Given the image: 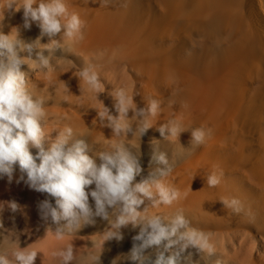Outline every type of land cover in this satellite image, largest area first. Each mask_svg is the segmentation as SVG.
I'll list each match as a JSON object with an SVG mask.
<instances>
[{"label": "bare ground", "instance_id": "6f19581e", "mask_svg": "<svg viewBox=\"0 0 264 264\" xmlns=\"http://www.w3.org/2000/svg\"><path fill=\"white\" fill-rule=\"evenodd\" d=\"M63 2L61 24L73 14L81 20L73 37L63 27L42 35L36 22L26 29L22 10L9 12L0 0V34L34 32L41 48L54 50L48 66L37 63L26 78L51 96L43 98L48 106L58 105L48 110L51 118L64 117L98 153L151 135L147 143L164 168L149 183L153 197H142L139 215H182L185 234L202 233L212 246L211 254L189 247L209 264H264V0ZM84 70L99 87L81 76ZM113 123L125 130L114 134ZM197 129L202 143L193 141ZM47 139L44 132L42 144ZM213 174L220 183L209 187ZM156 182L179 193L171 205L157 202ZM233 198L239 203L226 207Z\"/></svg>", "mask_w": 264, "mask_h": 264}, {"label": "clouds", "instance_id": "9594fccd", "mask_svg": "<svg viewBox=\"0 0 264 264\" xmlns=\"http://www.w3.org/2000/svg\"><path fill=\"white\" fill-rule=\"evenodd\" d=\"M33 5H36L35 7ZM5 7L9 12L22 10L24 27L30 29L31 23L36 22L41 29L42 35L49 37L56 35L65 29V35L73 37L80 30L81 20L78 15L73 14L66 25L61 24L60 17L67 9L63 0H49L48 3L37 0H5ZM55 43V42H53ZM30 47V46H29ZM8 55L7 65H0V177L7 175L11 179L14 165L19 166L21 172L26 174L29 187L38 192L46 193L55 199L56 207H52L48 200L43 201L41 208L47 210L45 215H50L52 220L58 222L67 220L69 225L79 217L87 218L91 214L88 203L89 195L95 201L96 215L107 218L106 207L121 205V215L117 218L116 227L135 222L139 216L137 208L143 203L142 197L151 199L153 197L152 185L147 180L133 183L135 177L140 173L141 167L136 157L126 151L118 150L114 154L100 153L101 163L97 165L86 153V144L83 140H76L70 147L69 140L73 130L69 127L62 132L51 147L45 150L42 145L44 136L39 117L44 115L42 101H34L26 93L24 88V75L19 70L22 63L15 53L14 45L8 42L6 35L0 34V55ZM39 62L47 67L49 61L42 55ZM94 86L99 87L95 74L89 75L87 70L81 72ZM158 108L156 101H152L149 111L155 115ZM120 113L126 116L128 109L121 107ZM107 109L99 113L103 118ZM110 121L117 118L109 116ZM113 133L118 135L122 129L119 123L109 125ZM163 134V128L160 129ZM173 135L178 136V130H172ZM193 141L202 143L204 132L200 129L193 131ZM30 147L38 151L34 156ZM164 162L163 156L160 157ZM39 161V162H37ZM209 187H215L220 183V178L215 174L208 177ZM95 185V190L90 193L86 189ZM155 187L159 195L158 203L171 205L177 199L179 193L170 190L160 182ZM226 207H232L239 203L233 198L231 203L224 200ZM16 207L15 204L12 205ZM239 212V208L233 209ZM186 221L182 215H177L171 228L163 226L159 217H153L148 221L147 229H141L140 235L135 237L142 240L141 247L159 245L161 241L175 235L179 228L184 227ZM62 235L57 230V236ZM114 235L109 234V238ZM185 242L181 245L183 252L189 247L198 251L212 253V246L204 234L195 230L181 236ZM134 248V257L136 251ZM179 253L169 256L166 260L160 254L156 264H176ZM36 252L27 254L17 253L16 258L21 264H32ZM72 259V249L68 248L65 260ZM0 264H6L0 257Z\"/></svg>", "mask_w": 264, "mask_h": 264}, {"label": "rangeland", "instance_id": "374dc122", "mask_svg": "<svg viewBox=\"0 0 264 264\" xmlns=\"http://www.w3.org/2000/svg\"><path fill=\"white\" fill-rule=\"evenodd\" d=\"M8 37V36H7ZM8 42L14 45L15 53L21 59L20 72L24 75V88L34 101H42L44 115L39 117L43 132L48 135L47 141L42 144L48 150L52 143L66 129L67 120L62 116L51 118L48 110H55L58 105L48 106L44 97L49 94L38 93L30 84L27 72L39 64V56H43L50 62L55 55L52 47H40L41 37L32 32L30 35L21 36L18 39L8 37ZM30 46V47H29ZM8 55H0V65H7ZM70 108L69 105L65 106ZM151 135H141L140 140L123 141L119 147L114 144L109 150L102 153L114 154L118 150L126 151L139 161L141 171L135 177L133 183L147 180L149 183L155 180L160 168H164L160 159L159 150H155L151 143H147ZM76 140H83L86 144V153L97 165L101 163L97 152L96 142L83 138L73 132L66 147H70ZM143 143H142V142ZM35 156L37 149L30 147ZM146 155V157H145ZM148 156V157H147ZM151 157V158H150ZM39 162V161H37ZM95 190V185H90L86 191ZM89 195L88 203L91 214L85 218L79 217L71 225L67 220L58 222L52 220L50 215H45L47 210L40 206L43 201L48 200L52 207H56L55 199L46 193L38 192L29 187L26 174L21 172L18 164L14 165L11 179L7 175L0 177V257L6 264H21L17 260V253L27 254L36 252L32 264H156L160 254L165 260L176 253V264H209L206 257L197 256L190 248L181 252V245L185 242L181 236L185 234V226L179 228L175 235L161 241L159 245L141 247L142 240L135 237L140 235L141 229H147L148 221L153 217H159L163 226L171 228L175 216H138L135 222L116 227L117 218L121 215V205L106 207L107 218L96 215L95 202ZM16 207L13 208L12 205ZM140 209H137L139 213ZM62 235L57 236V230ZM150 231V229H147ZM114 235L109 238V234ZM72 249V259L65 260L68 248ZM134 248L139 249L135 253Z\"/></svg>", "mask_w": 264, "mask_h": 264}]
</instances>
